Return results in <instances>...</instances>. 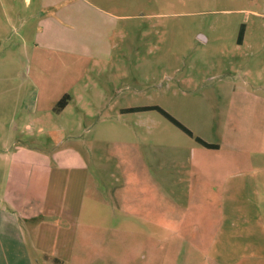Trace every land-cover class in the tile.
I'll return each instance as SVG.
<instances>
[{"label":"rangeland","instance_id":"1","mask_svg":"<svg viewBox=\"0 0 264 264\" xmlns=\"http://www.w3.org/2000/svg\"><path fill=\"white\" fill-rule=\"evenodd\" d=\"M124 1L108 8L124 16L115 20L111 35L118 48L111 57L57 58L56 67L75 66L79 81L62 120L48 113L49 122L42 123L45 101L58 88H39L43 79L32 68L26 77L22 56L0 54V195L15 152L36 157L44 150H72L62 156L86 162L93 186L74 225L72 256L64 264H264L262 167L238 168L234 184L208 185L198 197L188 195L190 186L174 170L179 179L172 200L150 202L152 217L117 212L120 143L135 147L144 160L171 164L186 160L183 145L190 140L155 111L121 110L158 106L194 132L211 125L212 87L240 82L230 78L239 71L244 79L264 78V0ZM242 24L245 40L238 46ZM11 44L1 37L0 51ZM57 75L62 83L65 75ZM73 123L66 127L71 130H38ZM127 155L132 160L133 153ZM259 156L254 153V160ZM165 209L171 226L155 227L163 224Z\"/></svg>","mask_w":264,"mask_h":264},{"label":"crops","instance_id":"2","mask_svg":"<svg viewBox=\"0 0 264 264\" xmlns=\"http://www.w3.org/2000/svg\"><path fill=\"white\" fill-rule=\"evenodd\" d=\"M109 4H125V1L0 0L3 16L0 38L12 42L11 47L4 48L0 54L10 52L13 58L22 56L26 77L32 68L43 79L39 88H58L45 101L43 124L49 122L48 113L62 120L74 101L72 90L79 85L75 66L72 68L70 62H65L56 67L57 58L66 56L69 61L75 56L111 57L118 48L111 34L115 30V20L124 16L110 13ZM199 40L208 42L201 35ZM244 40L243 35L237 45L242 46ZM8 64H12V59ZM242 72L230 76L240 82L224 81L212 87L211 125L204 129L199 126L196 132L185 125L194 137L217 145L218 149H206L186 135L190 139L183 145L186 160L164 164L144 160L137 155L135 147L125 142L119 144V214L143 219L152 217L150 202L158 197L161 201L172 200L173 185L179 179L174 170H180L186 185L190 186L185 189L188 195L198 197L203 196L208 185L234 184L238 168L264 169V78L259 81L244 79ZM60 73L65 75L62 83L58 82L61 75L56 76ZM64 97L67 99L60 106ZM73 125L75 123L58 125L56 129L47 124L38 130L56 133L71 130L66 127ZM206 130L211 132L205 134ZM129 152L133 153L132 160L127 155ZM71 153L72 150L67 149L44 150L33 157L17 151L9 158L0 195V264H64L72 256L69 252L77 239L74 225L93 185L89 182L90 170L86 162L76 161L74 156H62ZM254 153L259 154V158L254 160ZM204 185L207 186L203 188ZM146 202H149L148 210ZM166 210L161 214L163 224L153 222L155 227L171 224V220L167 222ZM95 229L98 232L107 230ZM84 240L91 242L93 237L84 236Z\"/></svg>","mask_w":264,"mask_h":264},{"label":"trees","instance_id":"3","mask_svg":"<svg viewBox=\"0 0 264 264\" xmlns=\"http://www.w3.org/2000/svg\"><path fill=\"white\" fill-rule=\"evenodd\" d=\"M243 34H244V25L242 24L240 26V29H239L237 42H241V40L243 38ZM65 99H67V98L64 97L61 99V101L59 103L60 106H61V102L65 101ZM60 106L58 105V107H60ZM147 111H155V112L159 113L165 120H167L169 123H171L177 129H179L185 135H187L190 138H193L194 141L198 145H200L206 149H212V150L218 149L217 145L209 144V143L205 142L204 140H202L201 138L194 137L186 127H184L180 122H178L175 118H173L170 114H168L166 111H164L163 109H161L158 106L134 107V108H128V109L121 110L122 113H137V112H147Z\"/></svg>","mask_w":264,"mask_h":264}]
</instances>
